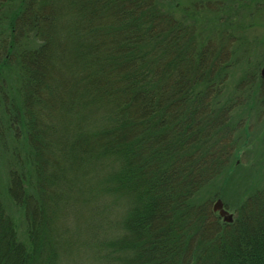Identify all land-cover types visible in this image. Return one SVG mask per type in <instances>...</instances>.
Returning a JSON list of instances; mask_svg holds the SVG:
<instances>
[{"label": "trees", "instance_id": "trees-1", "mask_svg": "<svg viewBox=\"0 0 264 264\" xmlns=\"http://www.w3.org/2000/svg\"><path fill=\"white\" fill-rule=\"evenodd\" d=\"M3 2L0 131L26 143L7 189L26 240L0 198V264L56 261L53 193L90 172L123 203L120 264H264V189L231 222L205 193L236 148L227 27L216 42L159 0Z\"/></svg>", "mask_w": 264, "mask_h": 264}, {"label": "rangeland", "instance_id": "rangeland-1", "mask_svg": "<svg viewBox=\"0 0 264 264\" xmlns=\"http://www.w3.org/2000/svg\"><path fill=\"white\" fill-rule=\"evenodd\" d=\"M159 2L174 16L202 26L206 38L218 42L219 30L223 27H227L231 36L225 96L234 100L230 114L232 122H236L233 133L236 148L227 171L205 193L216 196L210 200L211 208L217 199H221L228 212L234 214L237 203H241L249 192L258 187L264 189V88L261 76L264 66V0ZM16 6L17 2L13 9ZM10 8L4 2L0 7V36L7 39L8 25L5 23ZM22 39L21 35L20 41ZM29 39L32 44L40 43L34 36ZM2 123L5 121L0 106ZM25 148L22 138L16 140L11 131H0V198L22 240H26L25 216L7 189L10 170L21 169L15 159V150L23 154ZM29 170L23 169L24 172ZM30 173L34 177L32 170ZM101 177L98 172H90L86 178L75 180L72 186L90 184L81 194L70 196L69 191H64L58 197L53 193L51 203L55 216L51 232L55 237L57 259L52 264H120L116 241L121 233L124 207L120 196L105 191ZM220 186H225L223 191ZM219 195H224V199L218 198Z\"/></svg>", "mask_w": 264, "mask_h": 264}, {"label": "water", "instance_id": "water-1", "mask_svg": "<svg viewBox=\"0 0 264 264\" xmlns=\"http://www.w3.org/2000/svg\"><path fill=\"white\" fill-rule=\"evenodd\" d=\"M261 76L263 78V88H264V66L262 67L261 69ZM212 210L214 212H218L219 215L223 218L224 221H227V222H231L233 217H232V214L229 213L223 206V203L221 201V199H217L213 206H212Z\"/></svg>", "mask_w": 264, "mask_h": 264}]
</instances>
